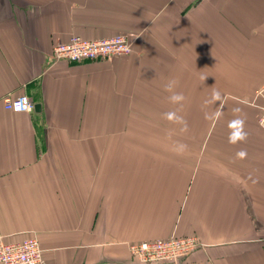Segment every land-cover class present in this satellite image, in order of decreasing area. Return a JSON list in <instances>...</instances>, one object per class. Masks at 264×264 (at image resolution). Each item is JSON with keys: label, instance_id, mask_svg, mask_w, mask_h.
Wrapping results in <instances>:
<instances>
[{"label": "crops", "instance_id": "0c3cea01", "mask_svg": "<svg viewBox=\"0 0 264 264\" xmlns=\"http://www.w3.org/2000/svg\"><path fill=\"white\" fill-rule=\"evenodd\" d=\"M117 34L125 57L53 59ZM21 95L38 109L4 108ZM263 108L264 0H0V236L45 264H140L130 244L189 235L178 264H264Z\"/></svg>", "mask_w": 264, "mask_h": 264}, {"label": "built area", "instance_id": "2783aa9c", "mask_svg": "<svg viewBox=\"0 0 264 264\" xmlns=\"http://www.w3.org/2000/svg\"><path fill=\"white\" fill-rule=\"evenodd\" d=\"M132 40L129 36L115 35L111 39L91 41L72 36L68 43L59 41L55 45L53 59L69 62L97 61L100 59H113L125 57L132 52ZM4 108L15 113H33L36 109L34 103L26 96L5 99ZM257 124L264 130V108L261 110ZM203 247L197 237L193 235L184 237L164 238L137 242L128 246L131 257L140 264H178L193 252ZM44 250L36 237H28L21 242L7 243L0 236V264H45Z\"/></svg>", "mask_w": 264, "mask_h": 264}, {"label": "clouds", "instance_id": "9594fccd", "mask_svg": "<svg viewBox=\"0 0 264 264\" xmlns=\"http://www.w3.org/2000/svg\"><path fill=\"white\" fill-rule=\"evenodd\" d=\"M207 77H202L201 79L205 80ZM176 80H170L165 85V90L172 93L169 97L170 101L174 104H179L182 101L185 100V97L182 93L175 92L174 89L177 86ZM210 101H205V103H209ZM211 102H219L218 111L214 113V116H208L206 114V119L216 118L218 119L223 112L222 104H223V97L221 96V93L219 91H213L211 95ZM234 112H239V109H233ZM165 117L169 121H174L177 123H182L184 125L183 130H187V122L184 121L183 117L177 116L175 112H169L165 114ZM228 127L230 129L229 132V143L236 144L242 141H245L247 139V132L245 131V121L241 118H236L231 121H229ZM247 153L244 150H240L237 152V156L239 158L246 157Z\"/></svg>", "mask_w": 264, "mask_h": 264}, {"label": "water", "instance_id": "95a60500", "mask_svg": "<svg viewBox=\"0 0 264 264\" xmlns=\"http://www.w3.org/2000/svg\"><path fill=\"white\" fill-rule=\"evenodd\" d=\"M36 107V110L38 109V107L37 106H35Z\"/></svg>", "mask_w": 264, "mask_h": 264}, {"label": "rangeland", "instance_id": "374dc122", "mask_svg": "<svg viewBox=\"0 0 264 264\" xmlns=\"http://www.w3.org/2000/svg\"><path fill=\"white\" fill-rule=\"evenodd\" d=\"M161 240V239H160ZM155 241V240H154ZM137 243V242H136ZM131 245V244H130Z\"/></svg>", "mask_w": 264, "mask_h": 264}]
</instances>
